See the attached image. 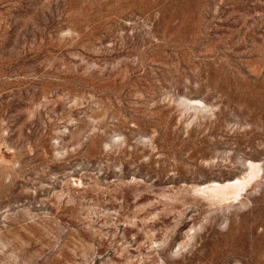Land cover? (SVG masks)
<instances>
[{
  "label": "rangeland",
  "instance_id": "374dc122",
  "mask_svg": "<svg viewBox=\"0 0 264 264\" xmlns=\"http://www.w3.org/2000/svg\"><path fill=\"white\" fill-rule=\"evenodd\" d=\"M0 264H264V0H0Z\"/></svg>",
  "mask_w": 264,
  "mask_h": 264
},
{
  "label": "bare ground",
  "instance_id": "6f19581e",
  "mask_svg": "<svg viewBox=\"0 0 264 264\" xmlns=\"http://www.w3.org/2000/svg\"><path fill=\"white\" fill-rule=\"evenodd\" d=\"M216 187H220L219 184H214ZM229 187H232L234 190H233V193H232V197L237 199L241 192H243L246 188V184L240 180H235V181H232V182H228V185Z\"/></svg>",
  "mask_w": 264,
  "mask_h": 264
}]
</instances>
